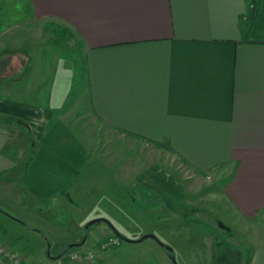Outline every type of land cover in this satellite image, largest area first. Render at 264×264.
Segmentation results:
<instances>
[{
	"label": "crops",
	"instance_id": "1",
	"mask_svg": "<svg viewBox=\"0 0 264 264\" xmlns=\"http://www.w3.org/2000/svg\"><path fill=\"white\" fill-rule=\"evenodd\" d=\"M15 1L21 25L0 0V245L34 263L53 244L32 228L61 246L92 220L108 223L91 239L157 234L136 226L152 219L217 264L194 237L202 207L239 264H264V0ZM32 22L58 34L34 41ZM172 163L226 176L222 192L194 200Z\"/></svg>",
	"mask_w": 264,
	"mask_h": 264
},
{
	"label": "rangeland",
	"instance_id": "2",
	"mask_svg": "<svg viewBox=\"0 0 264 264\" xmlns=\"http://www.w3.org/2000/svg\"><path fill=\"white\" fill-rule=\"evenodd\" d=\"M7 5L10 10L8 20L13 23H20L21 25L22 22L20 21L23 17L20 13L21 8L19 2H16L15 0H9ZM28 24L29 23L23 26L27 27V32L32 33L34 41L40 39H43L45 41L47 37H49L50 41H53V36L58 34V31H55L54 27L42 26L40 24H37L36 22H32L31 26H28ZM62 43V48H69V46L67 45V40L64 39ZM75 119L77 120V122L80 121V124H83V126H90L97 130L100 129L103 132L105 130L102 129L103 127L100 122L93 115H91V113L86 112V110L78 111ZM111 142L116 146L123 144L135 147V144L131 143L130 140L118 139V137L112 139ZM169 166L173 168L171 171L172 173L185 181L186 184L191 185L194 191L198 190V194H194V200L200 199V197L204 195L211 196V193L215 194L216 192H222L223 184L226 182V176H221L216 173L191 175V172L189 173V171L181 168L176 163H172V166ZM190 210L201 212L198 213L199 215L197 216H199V218H202L201 220H199L202 226L199 225L200 228L198 234H196L194 237L197 238L203 236L204 238H206L205 235L211 236L215 240L214 243H211L210 239H208V241L209 244L214 247V252L217 251V248L219 247V253L217 252V254H221V252H223L224 250H226L229 254L231 253L230 257H226L224 262L223 260H219L217 261V264H239V254L236 249L228 244H223L227 242V238L231 233L228 234V232L225 231L223 233L217 228L214 229L213 226L215 224L218 225V228L225 227L222 224L218 223L216 220L207 219L209 217H207V215L205 214H202L203 212H205L204 208L190 207ZM65 212L66 211H64V213ZM88 223L89 222L81 227L82 229H84L85 227L88 229L82 230L78 238L75 237L74 239H72V241L76 240L74 241L75 247L73 246L72 249L68 248V245L71 243L67 242L65 244H62L61 246H56L57 239H60L62 235L59 233L55 234L49 227L47 228V226H44V229H46V231H48L50 235L52 234V237H50V242L53 244V248H51V250L49 249L50 258H48V256L46 255L47 249H45L44 255H42L41 259L35 261L34 263H27V261L24 260L21 256V254L23 255L24 252L22 253L21 251L11 249L10 247L6 246V248L11 252V258L0 257V264H173L170 258V254L168 253L166 248L162 247L156 240L148 238L139 243H127V241L121 240L119 237L114 236V233L108 235H98L94 238L92 237L91 239L90 233L95 230L94 227L98 224L96 223L87 227ZM152 224H154V222L151 219L148 220L146 224H136V226L142 229L144 225H147L146 229H152L151 231H155V233H157L155 234L157 238L162 243L170 246L173 249V254L176 258L177 264H204V262L201 261V255L198 251L187 250L183 248V242H181V240H173L176 239L178 235H172L171 238L169 235L171 233L168 234V238L162 236V232L160 231L170 230L169 228L167 229L165 227H162V229H158L157 226L156 228H154L155 226H153ZM134 231L137 232V228ZM144 235L146 234H130L123 236L127 239L135 241L142 238ZM84 237L89 238V240H87L88 242L85 245L86 247L78 248L77 243L81 242ZM161 238L163 240H161ZM61 243H63V241H61ZM169 243H172V246Z\"/></svg>",
	"mask_w": 264,
	"mask_h": 264
},
{
	"label": "trees",
	"instance_id": "3",
	"mask_svg": "<svg viewBox=\"0 0 264 264\" xmlns=\"http://www.w3.org/2000/svg\"><path fill=\"white\" fill-rule=\"evenodd\" d=\"M24 2H25L24 7L27 8L26 10H28V8H29V2H28V0H24ZM0 11H1V10H0ZM0 18H1V12H0ZM100 222H103V220H101ZM95 224H96V223H95ZM85 229H88V228L85 227ZM112 229H113L114 236L119 237L121 240H123L122 237H124V236H123L122 234H120L119 232H117L114 228H112ZM32 230H33V231H36V232H38V233H40V234L45 238V240H46V242H47L48 245L51 244L49 237H48L44 232H42L41 230L36 229V228H32ZM223 244H224V243H223ZM73 246H74V245L69 244V245H68V248L72 249ZM165 246H166V244L163 243V246H162V247H165ZM74 247H75V246H74ZM224 248H225V247H224ZM217 252L219 253V247L217 248V251H215L216 255L218 256L217 261L222 260L223 256H224L225 259H226V257L229 258L230 255H231V253H230V254L227 253L226 250H224L223 252H221V254H217ZM168 253L170 254V256H171V255H174V254H173V250H172L171 252L168 251ZM225 262H226V261H225ZM217 263H218V262H217Z\"/></svg>",
	"mask_w": 264,
	"mask_h": 264
},
{
	"label": "water",
	"instance_id": "4",
	"mask_svg": "<svg viewBox=\"0 0 264 264\" xmlns=\"http://www.w3.org/2000/svg\"><path fill=\"white\" fill-rule=\"evenodd\" d=\"M100 221H101V219L92 220V221H90L88 223L87 227H89L90 225H93L95 223H98ZM103 221L107 222L106 220H103ZM122 238H123L124 241H127V242H142V241H144V240H146L148 238H151L153 240H156L161 246H163V243L157 238V236L155 234H146L142 238H140L138 240H135V241L127 239L126 237H122ZM164 248H166V250L169 251V252H171L173 250L170 246H167V245ZM170 258H171L173 264H177L176 258H175L174 255H171Z\"/></svg>",
	"mask_w": 264,
	"mask_h": 264
},
{
	"label": "built area",
	"instance_id": "5",
	"mask_svg": "<svg viewBox=\"0 0 264 264\" xmlns=\"http://www.w3.org/2000/svg\"><path fill=\"white\" fill-rule=\"evenodd\" d=\"M0 257L11 258V252L4 245H0Z\"/></svg>",
	"mask_w": 264,
	"mask_h": 264
}]
</instances>
